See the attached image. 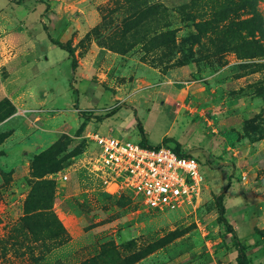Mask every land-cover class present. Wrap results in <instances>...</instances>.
<instances>
[{
  "label": "rangeland",
  "instance_id": "rangeland-1",
  "mask_svg": "<svg viewBox=\"0 0 264 264\" xmlns=\"http://www.w3.org/2000/svg\"><path fill=\"white\" fill-rule=\"evenodd\" d=\"M109 1L31 2L48 4L44 26L72 48L80 76L55 93L17 94L20 112L15 107L10 117L0 111V143L15 131L25 141L10 155L0 151V161L7 157L0 164V264H237L238 254L242 264H264V0H251L256 20L246 27L256 37L243 42L245 33L227 47L221 34L199 39L191 20L210 2L232 0H205L192 11L185 9L190 0H160L169 25L163 31H173L175 41L157 49L139 44L122 55L93 32ZM236 5L234 19L251 17ZM96 132L132 141L149 133L152 146L164 133L160 143L197 156L207 185L197 204L159 212L128 192L106 194L90 172ZM59 140L54 162L61 170H33L31 157ZM17 166L23 178L16 181ZM222 194L240 245L219 217L215 198Z\"/></svg>",
  "mask_w": 264,
  "mask_h": 264
},
{
  "label": "trees",
  "instance_id": "trees-1",
  "mask_svg": "<svg viewBox=\"0 0 264 264\" xmlns=\"http://www.w3.org/2000/svg\"><path fill=\"white\" fill-rule=\"evenodd\" d=\"M21 1L19 0L16 3H20ZM204 1L205 0H190V3L185 6V9L192 11L193 8L198 10V8H200V3ZM41 3L45 4L46 10H48V4L44 2ZM237 3H240L239 9L242 11L243 15H250V18H245L243 20H239L237 17L235 19L233 18L236 15L237 10L233 9L232 7H237ZM210 4L214 7L210 6ZM210 4L208 3L206 6V9L209 13H202L203 9H201V13L198 14H201L199 17L194 16V13L192 16L191 21L193 22V26L198 34L199 39L204 38L209 34H221L225 38V41L222 42V45L227 47L233 43L235 37H238L239 39L245 33L246 36L242 38L243 42L249 41L251 37H256V30L254 29V32H251L250 27L249 29L246 27V25H250L251 22L256 20L255 11L251 12V7L257 4L255 1L232 0V2L227 1L225 5L218 4L216 7L215 4L211 2ZM101 14L102 22L93 29V32L97 35L103 32L104 34L101 36L103 39H105L103 45L117 54H125L139 44L145 49L148 45L150 49H157L159 47H169L171 43L175 41L173 31H163L169 27V25L162 22L164 18L167 17V9L163 6V4L160 3V0H110L101 11ZM107 14L109 15V18L107 17ZM115 15H120L121 18L117 20L116 26L109 28V26L113 23V16ZM237 24H239L241 27L235 32L234 26ZM43 28L44 31L47 32L46 26H43ZM149 28H152V32L150 33L153 35V37L149 43L145 44V37ZM116 29L117 32H115ZM48 38L52 44L58 46L60 49L68 53V56L71 60L72 71H76L77 61L74 57L72 48L60 43L58 40H53L49 35ZM255 41L256 40H254V43H256ZM250 49L251 48H249V50ZM261 50L262 52L264 51L263 48H261ZM252 57L253 56H248L246 58ZM0 111H4V118H7L16 112V108L9 100L5 99L0 102ZM133 116L136 121L138 132L143 135V128L135 112L133 113ZM9 135L10 134L4 135L1 138V141L6 139ZM142 143L146 144L147 141L143 139ZM60 146H62V140H59L52 147L41 152L40 154L32 156V169L40 171L43 176L60 171L61 168H59V165H56L54 162L55 156L62 151ZM175 149L176 152H180V147L178 145L175 146ZM47 183L50 182L48 181ZM215 201L219 211V217L221 218L223 226L227 230V234H230L237 244L240 245L235 231L229 223V218L225 216V208L222 203L223 194L215 198ZM257 234L260 235L261 233L257 232ZM241 247L244 246L241 245ZM140 259L141 257L138 256L134 261H138ZM240 259V254H238L236 257L237 264H242Z\"/></svg>",
  "mask_w": 264,
  "mask_h": 264
},
{
  "label": "built area",
  "instance_id": "built-area-1",
  "mask_svg": "<svg viewBox=\"0 0 264 264\" xmlns=\"http://www.w3.org/2000/svg\"><path fill=\"white\" fill-rule=\"evenodd\" d=\"M90 140V172L106 194L128 192L149 210L177 212L194 207L207 187L201 160L169 143L152 146L99 132Z\"/></svg>",
  "mask_w": 264,
  "mask_h": 264
},
{
  "label": "crops",
  "instance_id": "crops-1",
  "mask_svg": "<svg viewBox=\"0 0 264 264\" xmlns=\"http://www.w3.org/2000/svg\"><path fill=\"white\" fill-rule=\"evenodd\" d=\"M18 1H0V74L5 72L4 77H0V102L7 99L20 112L21 103L17 94L29 92L36 95L37 92L45 91L46 87L50 88L49 92L55 93L63 87L67 88L74 74L80 75L72 71L68 53L52 44L48 38V35L51 37L50 33L44 31L45 20L51 21L48 13L52 15V12L47 11L41 2V5L33 6L31 2L35 0H20V3H16ZM126 120L129 122L130 119ZM17 135L15 131L4 139L0 143V151L10 155L16 147H22L25 141ZM164 135H160L159 143ZM145 137L148 142L149 133ZM11 142L15 144L7 147ZM5 156L1 158L6 159ZM3 159L0 164H5ZM12 171L14 180L23 178L21 167H13Z\"/></svg>",
  "mask_w": 264,
  "mask_h": 264
}]
</instances>
